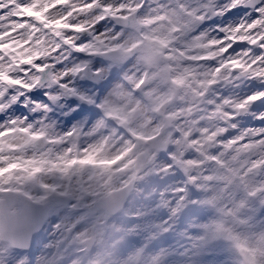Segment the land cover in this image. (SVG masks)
Returning <instances> with one entry per match:
<instances>
[{"label":"clouds","instance_id":"clouds-1","mask_svg":"<svg viewBox=\"0 0 264 264\" xmlns=\"http://www.w3.org/2000/svg\"><path fill=\"white\" fill-rule=\"evenodd\" d=\"M78 3L84 12L42 0L45 19L25 18L35 31L22 29L20 51L0 57V122L11 118L10 127L38 137L51 157L45 166L111 161L112 183L89 175L88 187L127 192L121 223L110 219L116 235L97 245L86 243L87 223L52 211L3 264H97L100 248L99 264H186L214 220L248 215L264 229V100L247 101L264 93V0ZM233 36L248 42L234 45ZM99 171L88 166L86 175ZM156 233L166 242H145ZM225 257L210 251L201 264Z\"/></svg>","mask_w":264,"mask_h":264},{"label":"rangeland","instance_id":"rangeland-1","mask_svg":"<svg viewBox=\"0 0 264 264\" xmlns=\"http://www.w3.org/2000/svg\"><path fill=\"white\" fill-rule=\"evenodd\" d=\"M5 7L0 8V44H7L5 49H0V57L4 53L12 54L13 51L19 52L20 47L23 45L24 40L21 36V30L29 28L31 31H35L25 20V18H35L38 21L44 20L46 12L43 10H37V7L42 3V0H35V7L31 12L23 11L18 7H14L16 0H3ZM77 12H84L85 9L79 6L78 0H68ZM92 5L91 7H95ZM90 10V9H89ZM30 14L29 16H26ZM40 13L41 19L36 14ZM61 12H56V16H60ZM236 15V13H233ZM17 30V31H16ZM224 31H229L225 28ZM13 33V39L7 40L9 36H5L7 33ZM255 39V37H252ZM239 44H244L248 41L238 40ZM83 64H81L82 66ZM15 65H13L14 67ZM9 68V66H8ZM12 69L10 68L9 71ZM2 87V85H0ZM80 94H83L79 92ZM78 92H70V95L80 96ZM84 95V94H83ZM85 96V95H84ZM86 97V96H85ZM5 109L0 108V113H3ZM18 123V122H16ZM12 124L11 118L0 122V169H6V171H0V189H9L17 191L26 195L30 199L42 202L53 203L52 211L63 212L65 218H75L76 223L85 222L87 227L84 235L87 236L86 243H96L97 245H103L105 242H110L116 235L117 224L121 221L115 215L108 217L97 205L99 197L108 194L111 190H103L102 187L93 185L88 188L91 191L94 189L92 195L93 199L86 200L77 190L79 184L77 180L81 179L80 174H77L76 168H73L75 157L71 160L61 158L59 162L53 161L48 166L46 162L51 159L48 151L43 154L41 151H37L33 147V143L36 137L31 135L30 131H25L21 127H10ZM4 129H8L7 132ZM51 146L54 142L47 141ZM51 150V148L49 149ZM76 148H73V152H76ZM29 152L32 153L29 156ZM17 165L15 168L9 167V165ZM34 169H39L34 171ZM64 172L62 175L56 171ZM89 173L86 176V180ZM93 176V174L91 175ZM108 183H112V174L107 175ZM93 179V178H92ZM99 179L96 181L99 182ZM89 184V183H88ZM88 184L84 186H88ZM82 186V188L84 187ZM106 187V186H104ZM66 196L68 198V205H60L58 197ZM118 214V213H117ZM110 219H116L117 224H110ZM236 220L245 222L246 224L254 223L252 217L248 215L236 216L233 220L217 219L212 221L208 225H204L206 235L203 239L194 240L190 246V252L185 253L187 264H201V257L208 252L225 253L224 264H238L242 261L244 264H264V247L256 242L257 237L264 238V229H259L257 223L255 227L240 225V228L231 229L230 225L236 224ZM136 228H143L147 230V225H136ZM128 231V229H124ZM38 239V237H37ZM36 239V241H37ZM153 240H157L158 243H165L164 240H159V233L155 236L149 235L146 243H152ZM35 241V242H36ZM35 245V243H34ZM37 246V245H36ZM35 250V246H34ZM168 249H165V252ZM105 249L100 248L97 253V264H99V258L104 255ZM12 254V248L0 240V264ZM16 255H19L17 252ZM162 257H157V261ZM158 261V262H160ZM161 263V262H160ZM78 264V262H77Z\"/></svg>","mask_w":264,"mask_h":264},{"label":"water","instance_id":"water-1","mask_svg":"<svg viewBox=\"0 0 264 264\" xmlns=\"http://www.w3.org/2000/svg\"><path fill=\"white\" fill-rule=\"evenodd\" d=\"M38 139L34 143L36 150H40ZM126 195L123 189L112 191L99 198L98 205L107 215H113L120 210ZM59 199L63 205L67 204L66 197L61 196ZM13 207L17 210H12ZM47 213L49 206L46 204L34 202L13 190H0V238L14 248H27L32 234Z\"/></svg>","mask_w":264,"mask_h":264},{"label":"bare ground","instance_id":"bare-ground-1","mask_svg":"<svg viewBox=\"0 0 264 264\" xmlns=\"http://www.w3.org/2000/svg\"><path fill=\"white\" fill-rule=\"evenodd\" d=\"M13 33H15V32H10V33H7L5 35V36L12 35V36H9L7 38V40H12L13 39V35H14ZM232 39L234 41V45L235 44H239L238 39L235 36H233ZM3 67L5 69H7V70H10V68H8L7 64H4ZM89 156H91V159H85L86 157L84 159H82V160L75 159L74 163H73L74 164L73 168H76V170L78 171L77 174H80V176H81V179L77 180V184H79V185H77L78 186V190L77 191L84 198H85L86 194L94 197V194L92 195L94 189H92L91 191H88V190H90V189H88L89 187L88 186H84V185L89 183V180H86V176H87L86 175V169H87L88 166H91L93 169H97V168L100 169L98 174L92 176V178L95 179V180L100 178V176H105V175L112 174L110 168L108 167V165L111 163V161L107 160L106 158L105 159H101V160H97V159H95L94 155H89ZM56 172L59 173L60 175H62L64 173V172H61L59 170L56 171ZM82 186H84V187L82 188ZM240 225H247V226L255 227L254 223L246 224L245 222H242L241 220L240 221L236 220V224H234V225L232 224L230 226H231V229H236L238 227L240 228ZM132 230H135V229H132ZM41 239H42V237H38V239H37V241L35 242V245H34L35 247H36V245L39 244ZM256 242L260 243L259 245L264 247V238L263 237H257ZM164 251H165V249H164ZM158 261H160V259ZM158 261H157V258H156L153 261V264H161L160 263L161 261L160 262H158Z\"/></svg>","mask_w":264,"mask_h":264},{"label":"snow or ice","instance_id":"snow-or-ice-1","mask_svg":"<svg viewBox=\"0 0 264 264\" xmlns=\"http://www.w3.org/2000/svg\"><path fill=\"white\" fill-rule=\"evenodd\" d=\"M14 7H18L19 9L23 10V11H27V12H31L32 9L35 7V0H29V2H21V0H16V4L13 5ZM5 7V4L3 3V0H0V8H3ZM105 10H110V9H107L105 8ZM120 11H124L123 8L120 9ZM262 12H264V9H261ZM220 14H223V12H221ZM38 17H40V13H37L36 14ZM191 15V14H190ZM41 19H43V17H40ZM119 19H124V20H127L128 17H123V16H120L118 17ZM55 23L59 24L60 21H56ZM67 27V25H65ZM76 28H79L80 26L77 25L75 26ZM164 41H161V43H163ZM7 47V46H5ZM77 71V69H73V73H75ZM2 79L3 80H9L8 76L7 75H3L2 76ZM10 83H19L18 81H9ZM67 87V86H65ZM70 92H73L75 93L77 90L76 89H68ZM53 99H57L56 97H53ZM80 99L81 100H84V99H88L89 102H91L90 98H87V97H84V96H80ZM258 99H261V100H264V93H258V94H255V95H252L250 97L247 98V101L248 102H255L257 101ZM133 113H128L123 119L124 120H128V119H131L133 118ZM100 123H103L102 121ZM25 131H27V129H25ZM85 159H91V156H88L86 157ZM17 165L15 164H12V165H9V167L11 168H15ZM39 169H34V171H38ZM0 171H6V169H0Z\"/></svg>","mask_w":264,"mask_h":264}]
</instances>
